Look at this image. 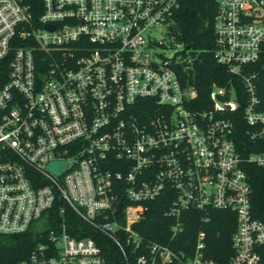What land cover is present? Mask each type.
<instances>
[{
  "label": "built area",
  "instance_id": "2783aa9c",
  "mask_svg": "<svg viewBox=\"0 0 264 264\" xmlns=\"http://www.w3.org/2000/svg\"><path fill=\"white\" fill-rule=\"evenodd\" d=\"M216 1L213 56L242 89L214 85L205 102L187 84L198 52L168 55L153 34L181 0H0V235L38 239L2 264H105L92 236L70 233L67 210L137 264H219L204 231L186 248L141 234L164 194L171 243L184 213L230 211L228 264L260 263L246 166L264 170V0Z\"/></svg>",
  "mask_w": 264,
  "mask_h": 264
},
{
  "label": "trees",
  "instance_id": "16d2710c",
  "mask_svg": "<svg viewBox=\"0 0 264 264\" xmlns=\"http://www.w3.org/2000/svg\"><path fill=\"white\" fill-rule=\"evenodd\" d=\"M217 9L216 0H181V8L176 12L175 23L170 27L175 43L198 52V62L192 71L188 85L198 91V101H208V95L214 85L238 90L241 86L237 78L230 75L225 66L219 64L213 56L215 49L214 18ZM258 69V67H256ZM255 68V69H256ZM4 82V80H3ZM264 88V81L261 83ZM234 139L242 151L249 148L244 125L237 124ZM246 171L250 176L254 190L256 217L264 221V170L248 165ZM167 194L149 205L145 218L137 228L148 240L186 248L195 244L200 231L206 232V254L219 264H228L233 255L232 235L236 229V217L230 211L210 210L208 214L189 211L183 214L184 231L171 243L170 228L174 223L166 217L168 209ZM65 218L69 231L77 237L92 236L99 247L105 264H137L134 257L126 256L121 247L106 234L96 231L67 210ZM208 218V219H206ZM37 236L30 232L18 235H0V264L13 263L25 256L36 245ZM264 264V247L261 249V261Z\"/></svg>",
  "mask_w": 264,
  "mask_h": 264
},
{
  "label": "rangeland",
  "instance_id": "374dc122",
  "mask_svg": "<svg viewBox=\"0 0 264 264\" xmlns=\"http://www.w3.org/2000/svg\"><path fill=\"white\" fill-rule=\"evenodd\" d=\"M153 34L160 42L164 44V46L158 47L159 51H164L166 54L170 55L176 50L178 52H183L185 50L184 45H178L175 43L174 37L171 33V28H166L165 30L156 29L153 31Z\"/></svg>",
  "mask_w": 264,
  "mask_h": 264
},
{
  "label": "water",
  "instance_id": "95a60500",
  "mask_svg": "<svg viewBox=\"0 0 264 264\" xmlns=\"http://www.w3.org/2000/svg\"><path fill=\"white\" fill-rule=\"evenodd\" d=\"M47 28H52V27H47ZM120 209H121V205L118 206V210H120Z\"/></svg>",
  "mask_w": 264,
  "mask_h": 264
}]
</instances>
